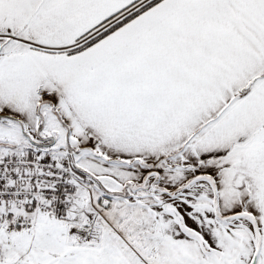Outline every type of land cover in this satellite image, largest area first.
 I'll return each instance as SVG.
<instances>
[{
  "label": "snow or ice",
  "instance_id": "6c2138e0",
  "mask_svg": "<svg viewBox=\"0 0 264 264\" xmlns=\"http://www.w3.org/2000/svg\"><path fill=\"white\" fill-rule=\"evenodd\" d=\"M0 264H264V0H0Z\"/></svg>",
  "mask_w": 264,
  "mask_h": 264
}]
</instances>
